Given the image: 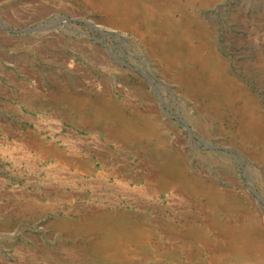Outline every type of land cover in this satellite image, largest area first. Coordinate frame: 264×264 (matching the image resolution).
I'll use <instances>...</instances> for the list:
<instances>
[{
	"label": "rangeland",
	"instance_id": "obj_1",
	"mask_svg": "<svg viewBox=\"0 0 264 264\" xmlns=\"http://www.w3.org/2000/svg\"><path fill=\"white\" fill-rule=\"evenodd\" d=\"M0 264H264V0H0Z\"/></svg>",
	"mask_w": 264,
	"mask_h": 264
}]
</instances>
